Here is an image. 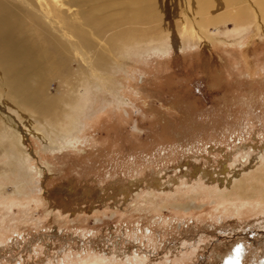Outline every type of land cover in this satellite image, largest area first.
<instances>
[{"label":"rangeland","instance_id":"374dc122","mask_svg":"<svg viewBox=\"0 0 264 264\" xmlns=\"http://www.w3.org/2000/svg\"><path fill=\"white\" fill-rule=\"evenodd\" d=\"M2 1L46 23L39 1ZM169 2L175 19L129 42L83 28L109 81L47 84L74 87L66 137L24 127L20 152L1 125L0 264H264V23L194 27ZM64 7L53 19L78 30Z\"/></svg>","mask_w":264,"mask_h":264},{"label":"bare ground","instance_id":"6f19581e","mask_svg":"<svg viewBox=\"0 0 264 264\" xmlns=\"http://www.w3.org/2000/svg\"><path fill=\"white\" fill-rule=\"evenodd\" d=\"M37 1L39 14L47 24L35 10L0 0V130L1 125L8 130L9 141L18 151L21 139L27 135L24 127L32 136L39 135L41 129H46L48 135L57 131L65 136L76 127V115L62 106V103L75 104L76 99L68 92L74 87H68L61 97H48L45 89L52 78L66 84L72 81V85L86 89L104 79L103 83L109 81L101 73L106 67L105 49L89 39L83 28H90L102 41L109 34L108 47L115 38L127 42L134 39L138 26L146 28L152 23L174 20L173 11L175 14L177 10L169 0H50L52 5L48 8ZM182 3L181 16L194 27L242 22L248 14L255 16L259 27L264 23V15L258 10L264 9V0H182ZM63 6L68 11L71 6L77 8L70 17L81 26L78 30L68 28L64 18L53 19L55 8ZM56 24L64 30L61 35L56 32ZM71 38H75L76 44L69 41ZM75 60L81 66L71 73L68 67ZM7 109L18 116L8 114ZM45 139L51 143L48 136Z\"/></svg>","mask_w":264,"mask_h":264}]
</instances>
